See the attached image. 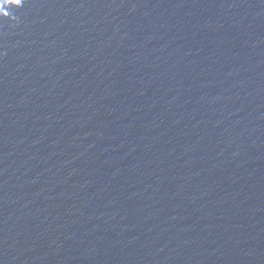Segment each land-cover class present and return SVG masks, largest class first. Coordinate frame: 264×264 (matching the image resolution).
I'll list each match as a JSON object with an SVG mask.
<instances>
[{
    "label": "water",
    "instance_id": "1",
    "mask_svg": "<svg viewBox=\"0 0 264 264\" xmlns=\"http://www.w3.org/2000/svg\"><path fill=\"white\" fill-rule=\"evenodd\" d=\"M0 264H264V0H0Z\"/></svg>",
    "mask_w": 264,
    "mask_h": 264
},
{
    "label": "snow or ice",
    "instance_id": "2",
    "mask_svg": "<svg viewBox=\"0 0 264 264\" xmlns=\"http://www.w3.org/2000/svg\"><path fill=\"white\" fill-rule=\"evenodd\" d=\"M18 3H19V0H18Z\"/></svg>",
    "mask_w": 264,
    "mask_h": 264
}]
</instances>
